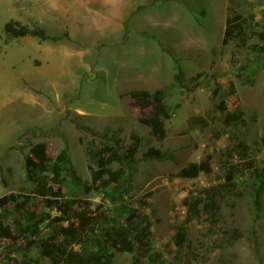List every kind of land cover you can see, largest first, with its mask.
I'll use <instances>...</instances> for the list:
<instances>
[{"label": "rangeland", "instance_id": "1", "mask_svg": "<svg viewBox=\"0 0 264 264\" xmlns=\"http://www.w3.org/2000/svg\"><path fill=\"white\" fill-rule=\"evenodd\" d=\"M168 1L0 0V196L16 195L0 207L11 232L0 238V264H64L61 253L42 251L68 244L62 228L76 229L68 251L81 252V241L92 244L113 225L138 238L131 250L109 248L105 264H264V0H174L189 12L178 27L150 12ZM235 12L249 20L246 47L224 35ZM12 19L59 38L14 37L5 31ZM136 45L146 53L127 60L124 46ZM238 72H251L253 85ZM143 89L163 94V140L141 121L152 100L129 95ZM238 107L242 119L227 124ZM134 133L140 146L120 190L108 175L94 180L100 167L89 149L125 152ZM38 142L53 160L66 150L80 179L64 171L61 191L49 179L54 193L34 192L25 161ZM150 147L166 157L144 158ZM193 162L210 170L180 176Z\"/></svg>", "mask_w": 264, "mask_h": 264}, {"label": "trees", "instance_id": "2", "mask_svg": "<svg viewBox=\"0 0 264 264\" xmlns=\"http://www.w3.org/2000/svg\"><path fill=\"white\" fill-rule=\"evenodd\" d=\"M248 22L249 20L247 16H243L241 13L235 12L232 16H228L226 19L224 35L228 38L236 40L238 46H248L245 31ZM5 31L14 37L30 35L39 37L43 40L59 38L57 36H49L45 29L41 27H30L29 25L23 24L19 20L14 19L8 21L5 24ZM257 35L262 41H264V26L260 32H257ZM174 79L178 83H183L185 81V77L180 70L174 74ZM192 79L194 80V78ZM238 79L243 85H253L254 83L253 74L251 72H247L246 75L238 72ZM129 95L134 98L144 97L150 98L152 100V114L149 117L141 118V121L145 125L151 127L153 134L159 140H163L167 134L165 119L170 117V113L165 104L163 94L161 92L153 93L149 90L143 89L131 90ZM243 113V110L239 107L232 112H227L225 122L227 124H231L235 121H238L242 119ZM132 137L135 140V144L129 147L125 152L122 151L120 146L116 147L115 145H105L103 155H100L98 151L96 152L92 151L91 148L89 149L90 157L94 162H97L98 166L100 167L97 170H92L94 180L98 179L101 175H108L114 182L119 184L114 188V190H120V185L122 184V179L126 174L128 163L134 160L140 146V138L138 135L134 133L132 134ZM30 151L31 154L26 157L25 167L28 171L29 178L36 184L34 192L43 196L54 193L52 187L47 186L49 179L50 181L59 184V190L61 191V179L64 171H68L73 174L74 178L80 179V177L76 175L74 168L70 165L69 155L66 150H63L54 160L47 155L45 142H38L34 144ZM166 154L167 153H164L160 149L150 147L143 153V157L146 159H163L166 157ZM112 163H117V167L113 168ZM209 170L210 165L207 162H193L190 164V166L183 168L179 175L182 177H195L201 171L207 172ZM262 189H264V180L260 182V187L257 190L258 197L260 195L259 192ZM15 201L16 195L14 193L5 194L0 196V207H5L8 203H13ZM194 206L196 205H192V207ZM78 216L81 219L80 224L84 225L87 219L84 215V212H79ZM143 229L145 232H148L150 229V222H147L146 226L143 227L142 230ZM75 231L76 229L74 228H62L60 233L65 236L64 239L69 244L70 239L68 232H70L72 235H75ZM10 233V228L8 225L4 226L3 219L0 214V238L9 237ZM177 236L180 241L185 239L186 231L183 227L179 228ZM78 237H81V234H78ZM137 238V235H131L128 233L126 227L113 225L107 229L106 234L102 239H96L92 242V244L81 241L83 242L82 245L84 247L83 251L81 252H69L68 244H65L64 242H60L58 244H43L42 251L48 256H52L53 253L56 252L61 253L64 255V264H105L108 262V256L104 257L103 255L108 253L109 248L118 251L131 250L133 248L132 240Z\"/></svg>", "mask_w": 264, "mask_h": 264}, {"label": "crops", "instance_id": "3", "mask_svg": "<svg viewBox=\"0 0 264 264\" xmlns=\"http://www.w3.org/2000/svg\"><path fill=\"white\" fill-rule=\"evenodd\" d=\"M124 3H125V1H124ZM160 5H154L153 4V6H152L153 10H151L150 12L154 13V17L157 19H162V17H165V19H166L165 24L169 27L172 25H176L178 27V22H177L178 16L183 17V16L189 15L188 10H186V8L182 4L174 3V0H170L168 2H165L164 4H162V6H160ZM173 5H175V6H173ZM150 22L152 23V20ZM154 22L157 23L156 25H158L159 21H157L155 19ZM102 27H105V25L102 24ZM124 47H125L124 51L128 52L129 56H131V54H132V56L129 57L127 60L132 59V61H133L134 58H136L134 55L142 54L144 56V54L146 53L145 50L143 52L140 45L133 46V49H131V50L127 49L126 46H124ZM129 51H131V52H129ZM142 58L143 57H141V59ZM144 60H145V58H144ZM140 65L142 67V64H140ZM141 73L143 76H148L151 74L150 72L143 71V69H141ZM153 73H154V75H156L155 72H153Z\"/></svg>", "mask_w": 264, "mask_h": 264}]
</instances>
